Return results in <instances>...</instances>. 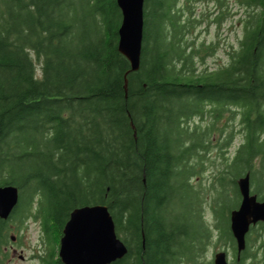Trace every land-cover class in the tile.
<instances>
[{
	"label": "trees",
	"instance_id": "trees-1",
	"mask_svg": "<svg viewBox=\"0 0 264 264\" xmlns=\"http://www.w3.org/2000/svg\"><path fill=\"white\" fill-rule=\"evenodd\" d=\"M177 1L144 0L140 64L129 71L116 0H0V185L19 190L0 218V264L10 226L32 217L46 237L41 264H63L52 228L61 236L87 204L108 207L127 247L112 264H213L212 241L228 244L232 264H264V240L253 243L264 223L239 258L229 228L238 177L248 172L264 199V0H238L251 9L242 35L213 69L198 68L214 49L191 46L194 21ZM213 159L221 167L204 182Z\"/></svg>",
	"mask_w": 264,
	"mask_h": 264
},
{
	"label": "water",
	"instance_id": "water-1",
	"mask_svg": "<svg viewBox=\"0 0 264 264\" xmlns=\"http://www.w3.org/2000/svg\"><path fill=\"white\" fill-rule=\"evenodd\" d=\"M144 0H116L121 12L117 29L118 51L129 61V71L137 70L143 36ZM240 201L229 213V228L235 240L237 258L246 245L251 225L264 222V199L251 193L249 173L237 178ZM19 200L18 187L0 185V218L7 219ZM13 238V237H12ZM127 252L117 236L115 225L105 204H87L73 208L59 238L57 255L63 264H112ZM213 264H228L226 251L213 254Z\"/></svg>",
	"mask_w": 264,
	"mask_h": 264
},
{
	"label": "rangeland",
	"instance_id": "rangeland-1",
	"mask_svg": "<svg viewBox=\"0 0 264 264\" xmlns=\"http://www.w3.org/2000/svg\"><path fill=\"white\" fill-rule=\"evenodd\" d=\"M217 0H178L177 8L183 9L182 19H193V23L190 26V32L187 40L192 41L194 47H200V44H207L213 46L214 52L207 56L204 61L197 59V66L199 69L207 68L213 69L214 67L225 64L229 60V52L238 46V40L243 32V21L246 18V13L251 9L245 7L239 3L238 0H228L226 5L227 15L223 18L221 23H213L212 20H216L217 17L223 15H216L217 12ZM187 5L189 8H187ZM190 9L191 13L188 11ZM210 11V14L207 12ZM215 11V12H214ZM200 19H203L200 22ZM196 20V22H195ZM34 55V54H32ZM34 57V56H33ZM227 122V119L219 121L218 124ZM229 123V122H228ZM241 142V135H236L233 142L229 145L226 151V156L229 159L233 156L235 149ZM215 155V151H213ZM214 157V156H213ZM214 165L207 164L201 171L202 179L208 182L210 176L216 173L221 165L218 163L220 159H213ZM210 165V166H209ZM204 174V175H203ZM200 178V177H199ZM207 219L210 220V216L207 213ZM10 239L6 246L8 252L7 264H41L38 255L43 253L46 248V237L42 230L39 219L27 218L24 221L22 227L17 231V225L13 223L11 226ZM256 232H259L255 235ZM21 236L18 240L17 236ZM52 233L56 240V251L58 250V243L60 235L56 228H52ZM254 248L264 240V231L258 229L253 233ZM13 237V238H12ZM212 243H214L212 241ZM212 243L209 245L206 253V257L212 260L213 254L216 251L223 250L227 252L229 264L235 261V255L233 250L227 247L228 244L223 242ZM261 254V253H260Z\"/></svg>",
	"mask_w": 264,
	"mask_h": 264
},
{
	"label": "flooded vegetation",
	"instance_id": "flooded-vegetation-1",
	"mask_svg": "<svg viewBox=\"0 0 264 264\" xmlns=\"http://www.w3.org/2000/svg\"><path fill=\"white\" fill-rule=\"evenodd\" d=\"M221 2H218V0H217V2H218V4H217V14L216 15H214V16H217V15H220V14H223L224 16H226L227 15V12L225 11V10H227V7H226V5H227V3H228V0H220ZM209 14H210V11H207ZM215 12V11H214ZM212 22L213 23H215V21L214 20H212ZM261 223H263V222H261V221H259V222H257L255 225H253V226H258L259 224H261ZM250 229V228H249ZM248 232H249V230H248ZM247 234V233H246Z\"/></svg>",
	"mask_w": 264,
	"mask_h": 264
},
{
	"label": "bare ground",
	"instance_id": "bare-ground-1",
	"mask_svg": "<svg viewBox=\"0 0 264 264\" xmlns=\"http://www.w3.org/2000/svg\"><path fill=\"white\" fill-rule=\"evenodd\" d=\"M246 248V247H245Z\"/></svg>",
	"mask_w": 264,
	"mask_h": 264
}]
</instances>
